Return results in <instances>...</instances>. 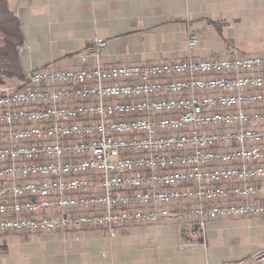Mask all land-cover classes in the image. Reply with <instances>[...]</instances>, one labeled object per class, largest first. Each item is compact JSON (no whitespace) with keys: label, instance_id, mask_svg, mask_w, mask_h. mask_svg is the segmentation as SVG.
<instances>
[{"label":"built area","instance_id":"2783aa9c","mask_svg":"<svg viewBox=\"0 0 264 264\" xmlns=\"http://www.w3.org/2000/svg\"><path fill=\"white\" fill-rule=\"evenodd\" d=\"M72 68L0 93V236L264 215V60ZM261 260L264 261V255Z\"/></svg>","mask_w":264,"mask_h":264},{"label":"crops","instance_id":"0c3cea01","mask_svg":"<svg viewBox=\"0 0 264 264\" xmlns=\"http://www.w3.org/2000/svg\"><path fill=\"white\" fill-rule=\"evenodd\" d=\"M6 1L24 44L15 41L18 66H0V93L22 88L31 72L79 65L99 38L112 66L183 60L192 38L199 59L264 60V0ZM255 110L264 113V103ZM262 255L264 215L208 221L204 230L194 219L130 225L113 238L101 229L0 236V264H264Z\"/></svg>","mask_w":264,"mask_h":264},{"label":"trees","instance_id":"16d2710c","mask_svg":"<svg viewBox=\"0 0 264 264\" xmlns=\"http://www.w3.org/2000/svg\"><path fill=\"white\" fill-rule=\"evenodd\" d=\"M0 33L5 43L3 47H0V66L3 69L9 70L18 66V61L14 59L15 41L18 42L17 47L22 46L24 38L20 29V23L9 10L6 0H0Z\"/></svg>","mask_w":264,"mask_h":264},{"label":"rangeland","instance_id":"374dc122","mask_svg":"<svg viewBox=\"0 0 264 264\" xmlns=\"http://www.w3.org/2000/svg\"><path fill=\"white\" fill-rule=\"evenodd\" d=\"M3 42V36H2V34L0 33V43H2Z\"/></svg>","mask_w":264,"mask_h":264},{"label":"bare ground","instance_id":"6f19581e","mask_svg":"<svg viewBox=\"0 0 264 264\" xmlns=\"http://www.w3.org/2000/svg\"><path fill=\"white\" fill-rule=\"evenodd\" d=\"M27 80H28V77H27V79H26V81H25L24 83H26V82H27ZM23 87H24V84H23ZM23 87H22V88H23ZM20 89H21V88H20Z\"/></svg>","mask_w":264,"mask_h":264}]
</instances>
